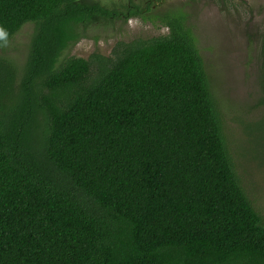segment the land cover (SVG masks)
<instances>
[{
    "label": "trees",
    "instance_id": "16d2710c",
    "mask_svg": "<svg viewBox=\"0 0 264 264\" xmlns=\"http://www.w3.org/2000/svg\"><path fill=\"white\" fill-rule=\"evenodd\" d=\"M115 15L0 0V47L34 23L18 85L0 59V264H264V216L182 15L92 81L89 59L60 62L81 26ZM260 82L264 103V31Z\"/></svg>",
    "mask_w": 264,
    "mask_h": 264
},
{
    "label": "rangeland",
    "instance_id": "374dc122",
    "mask_svg": "<svg viewBox=\"0 0 264 264\" xmlns=\"http://www.w3.org/2000/svg\"><path fill=\"white\" fill-rule=\"evenodd\" d=\"M116 13L80 27V39L63 51L91 61L89 81L109 67L131 43L168 35V16L182 15L219 102L237 170L255 206L264 216V115L260 82L264 0H88ZM138 7L141 15L127 12ZM34 23L24 24L0 47V59L14 70L16 85L28 59ZM1 76V67H0Z\"/></svg>",
    "mask_w": 264,
    "mask_h": 264
},
{
    "label": "flooded vegetation",
    "instance_id": "af4514ba",
    "mask_svg": "<svg viewBox=\"0 0 264 264\" xmlns=\"http://www.w3.org/2000/svg\"><path fill=\"white\" fill-rule=\"evenodd\" d=\"M160 2L162 3V2H164V0H160Z\"/></svg>",
    "mask_w": 264,
    "mask_h": 264
}]
</instances>
